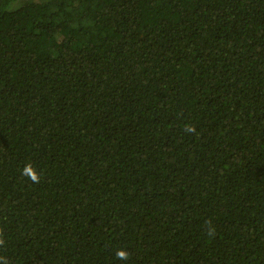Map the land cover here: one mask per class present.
Here are the masks:
<instances>
[{"label": "trees", "instance_id": "obj_1", "mask_svg": "<svg viewBox=\"0 0 264 264\" xmlns=\"http://www.w3.org/2000/svg\"><path fill=\"white\" fill-rule=\"evenodd\" d=\"M0 227L8 264H264V0H0Z\"/></svg>", "mask_w": 264, "mask_h": 264}, {"label": "clouds", "instance_id": "obj_2", "mask_svg": "<svg viewBox=\"0 0 264 264\" xmlns=\"http://www.w3.org/2000/svg\"><path fill=\"white\" fill-rule=\"evenodd\" d=\"M189 131H194V127L188 128ZM22 176L25 177L28 181H31L33 184H38L41 182V175L40 172L32 165V163H28L25 165V167L22 169L21 172ZM6 244L5 240V233L4 229L0 227V246H4ZM130 253L124 249L121 248L119 251H117L116 256L120 260H127L130 257ZM0 264H8V260L6 257L0 256Z\"/></svg>", "mask_w": 264, "mask_h": 264}]
</instances>
